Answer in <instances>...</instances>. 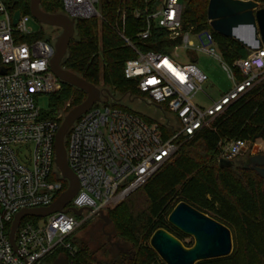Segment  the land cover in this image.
<instances>
[{"label":"built area","instance_id":"2783aa9c","mask_svg":"<svg viewBox=\"0 0 264 264\" xmlns=\"http://www.w3.org/2000/svg\"><path fill=\"white\" fill-rule=\"evenodd\" d=\"M62 2L65 14L75 21L101 17L99 0ZM15 12L0 0V264H48L62 250L74 256L77 249L70 239L83 222L120 205L175 154L178 140H189L210 129L234 102L264 82V48L230 66L211 33L184 29L180 0H162L147 14L137 38L148 40L157 28L177 44L169 53L137 52L136 58L125 63L124 76L151 103L164 106L179 129L164 140L157 125L96 103L73 124L66 147L68 165L79 181V191L66 209H81L86 218L79 221L71 210L43 218L26 217L15 232L13 246L10 233L16 215L50 207L68 188L53 179L57 168L54 143L60 126L45 118L39 107L40 98L62 90V82L50 69L55 42L26 40L36 33L31 16L21 13L14 25ZM134 16L138 19L140 13L136 11ZM126 22L123 13L119 35L134 49L125 35ZM192 37L198 40V50L221 62L232 83L228 92L206 108L194 102L207 77L193 62L197 43ZM181 50L187 52L188 63L182 61ZM247 144L244 140L227 143L220 159L235 160Z\"/></svg>","mask_w":264,"mask_h":264},{"label":"trees","instance_id":"16d2710c","mask_svg":"<svg viewBox=\"0 0 264 264\" xmlns=\"http://www.w3.org/2000/svg\"><path fill=\"white\" fill-rule=\"evenodd\" d=\"M2 1L10 12L20 11L31 15V0ZM254 1L264 5V0ZM180 2L183 6L184 29L193 27L196 33H211L225 63L232 66L236 60L246 59L250 55L251 51L239 43L211 30L207 20L209 0ZM158 3L159 0H99L101 17L76 21L75 35L62 66L103 90L102 92H116L130 98L138 95L149 101L147 96L136 89L135 82L125 78L124 66L128 60L137 57V52L169 53L177 44L168 41L167 33L157 28L152 30L148 40L137 38L145 25L147 14L154 12ZM40 7L46 13L65 14L62 0H41ZM136 11L140 13L138 19L134 16ZM123 13L127 18L125 35L133 43L134 49L126 46L119 35L118 28ZM42 27L47 26L40 24V30L26 40H45L49 35L42 32ZM49 37L51 41L54 40ZM237 75L241 81V75ZM86 98L85 92L62 82V90L49 96L50 107L44 116L61 126L67 114ZM151 105L156 108L153 103ZM106 106L136 115L148 124L145 118L123 107L115 99L110 100ZM161 110L175 118L164 106ZM263 128L264 82L234 102L215 121L212 129H205L189 140H178V149L171 158H174L173 162L169 163L167 160L138 189H142L141 193L133 194L125 204V200L121 203L123 205L120 208L108 212L114 242H109L110 245L101 244L93 250L90 242L78 240L75 232L70 242L76 247L77 253L70 256L62 250L51 256L47 263L65 258L69 264H158L160 258L151 249L150 243L141 244L143 234L146 231L149 240L154 232L164 229L182 241L184 235L168 223V217L179 203H186L227 226L233 239L235 229H238L244 242L243 254L238 253L234 246L230 257L199 264H264V178L252 166L245 169L243 164L238 165V157L234 160L236 165L233 168L221 169L218 164L222 143L251 141ZM161 129H164L161 131L164 140L175 133L170 128ZM69 134L70 131L65 139L66 147ZM53 179L62 181L65 187L68 185L57 168L53 172ZM142 196L145 198L144 203L138 204ZM174 198L176 202L170 207L169 203ZM140 205L144 207L141 212L138 210ZM78 220L82 219L78 217Z\"/></svg>","mask_w":264,"mask_h":264},{"label":"water","instance_id":"95a60500","mask_svg":"<svg viewBox=\"0 0 264 264\" xmlns=\"http://www.w3.org/2000/svg\"><path fill=\"white\" fill-rule=\"evenodd\" d=\"M41 0L30 1V14L41 25L58 28L60 36L54 43V56L50 62L51 72L63 83L73 86L87 94L86 100L73 108L64 118L55 137V164L61 176L68 182L67 190L48 208L22 210L13 222L10 241L14 246V235L21 221L26 217L43 218L54 213H68L81 216L83 210L66 209L70 201L79 191V181L68 165L65 139L73 124L86 114L96 103L107 104L112 100L109 92L104 94L93 84L66 70L62 66L70 42L75 35L74 19L66 14H50L40 7ZM21 12L16 11L13 23L16 25ZM208 25L211 30L231 39L251 52L264 48V5L254 0H209L207 10ZM49 42L50 37L46 36ZM156 108L160 109L159 106ZM264 135L263 130L253 138L254 144ZM243 154V153H242ZM221 169L235 167L234 160L220 159ZM252 169L264 178V154L247 158L244 168ZM66 209V210H65ZM98 216L105 221L104 227L111 224L104 211ZM168 223L184 236L194 240L192 247H186L182 241L164 229L153 233L150 239L151 249L159 256L164 264H199L202 262L225 259L234 251V241L231 230L224 224L198 211L186 203H179L168 217ZM109 242L111 236H108ZM16 249V248H15ZM49 264H69L65 258H59Z\"/></svg>","mask_w":264,"mask_h":264},{"label":"rangeland","instance_id":"374dc122","mask_svg":"<svg viewBox=\"0 0 264 264\" xmlns=\"http://www.w3.org/2000/svg\"><path fill=\"white\" fill-rule=\"evenodd\" d=\"M161 1L162 0H159L157 7L161 4ZM30 25L34 28L36 32L40 30V23L36 21L32 16H31ZM42 32L45 33L46 35L51 36L54 39V41L61 34V30L56 29V28H51V27H42ZM192 40L195 41L196 43L198 42L197 38L195 37H192ZM207 48H210V46H208ZM198 49H200V45H198L197 43V49L193 52L194 53L193 58L195 59V63L198 66V68L206 75L207 81L203 84L202 90L195 96L194 102L197 105L206 108V107H209L213 101L220 98V96L223 93L228 91L232 87V83L228 79L225 71L222 69L221 62L218 59L210 56L206 52L198 50ZM171 51L172 49L169 52ZM179 55L182 57L183 62L188 63L187 58H186L188 55L187 52H185L184 50H181L179 52ZM103 93L107 94L105 92ZM111 93L110 95L114 96L112 97L113 100L115 99L116 101L121 102L123 107L129 108L133 112L141 115L142 118L146 119V121L148 122L150 126L157 125L160 131L162 132L164 129H161V127L170 128L173 131L179 129L178 123L171 116L162 112L161 108L158 109V108L153 107L150 101L145 100L143 97L134 95L133 98H130L127 95L126 96L121 95L116 92L112 94ZM39 107L45 113L49 111L50 99L48 96L39 99ZM213 125L211 126L210 129L213 128ZM227 143L229 142L222 143L220 145L221 150L226 146ZM257 154H264V135L260 139H258L254 144L252 143V140L248 141L247 148L244 150L242 156L241 157L239 156L237 159V164L242 165L243 162H245L247 158L253 155H257ZM173 156L174 154L172 155V157ZM170 159L167 162L169 163L173 162L174 158L171 160ZM137 192L141 193L142 189L132 193L130 196H128V198L131 197L133 194H136ZM128 198L124 201L123 204L126 203ZM144 200L145 198L143 196L140 197L138 204H141V203L143 204ZM175 202H176V198H174L169 203V206L172 207L175 204ZM123 204H121L120 206H116L113 209H107L106 211H104L105 216L108 217L109 211L116 210L117 208H120ZM143 208L144 207H141V205L139 209L137 207V209L140 210V212L143 210ZM80 218L82 219L81 221H83L86 218V215L80 216ZM104 224H105V221L102 220L99 216H94L92 218H89L80 225V227L76 231L75 236L78 240L89 241L90 247L93 250H96L97 248H99L101 244L110 245L108 236L109 235L111 236L110 242H114L115 238H114V235H112V233L114 232L112 231L110 227L111 224L107 227H104ZM143 235H144L143 236L144 240L141 244L143 245H146L147 243L149 244L151 238L147 240V237H148L147 232L145 231ZM233 241H234V246L237 249L238 253L243 254L244 253V242L242 240L240 231L238 229H235V238L233 239ZM182 243L188 246H193L194 240L190 237L184 236ZM125 247L127 248V246ZM161 262L162 260L160 259L158 264H160Z\"/></svg>","mask_w":264,"mask_h":264},{"label":"crops","instance_id":"0c3cea01","mask_svg":"<svg viewBox=\"0 0 264 264\" xmlns=\"http://www.w3.org/2000/svg\"><path fill=\"white\" fill-rule=\"evenodd\" d=\"M230 89H231V88H230ZM230 89H229V90H230ZM229 90H228V91H229ZM228 91H226V92H228ZM226 92H225V93H226ZM225 93H223V94H225ZM223 94H222V95H223ZM222 95H221V96H222ZM221 96H220V97H221ZM218 99H219V98H218ZM218 99H216V100H218ZM216 100H215V101H216Z\"/></svg>","mask_w":264,"mask_h":264},{"label":"flooded vegetation","instance_id":"af4514ba","mask_svg":"<svg viewBox=\"0 0 264 264\" xmlns=\"http://www.w3.org/2000/svg\"><path fill=\"white\" fill-rule=\"evenodd\" d=\"M241 156H242V154L240 155V157H241ZM243 165H244V162H243ZM250 167H251V166H250ZM250 167H249V168H250ZM48 264H49V263H48Z\"/></svg>","mask_w":264,"mask_h":264}]
</instances>
